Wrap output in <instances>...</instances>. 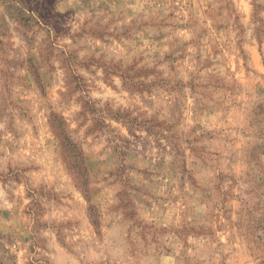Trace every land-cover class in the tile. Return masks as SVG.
Wrapping results in <instances>:
<instances>
[{
  "label": "rangeland",
  "instance_id": "374dc122",
  "mask_svg": "<svg viewBox=\"0 0 264 264\" xmlns=\"http://www.w3.org/2000/svg\"><path fill=\"white\" fill-rule=\"evenodd\" d=\"M0 264H264V0H0Z\"/></svg>",
  "mask_w": 264,
  "mask_h": 264
}]
</instances>
